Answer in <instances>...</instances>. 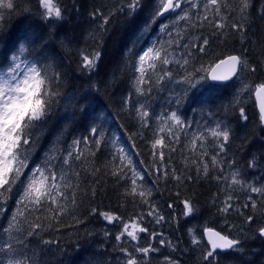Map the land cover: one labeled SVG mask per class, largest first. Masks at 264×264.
<instances>
[{"label": "trees", "instance_id": "1", "mask_svg": "<svg viewBox=\"0 0 264 264\" xmlns=\"http://www.w3.org/2000/svg\"><path fill=\"white\" fill-rule=\"evenodd\" d=\"M140 2L135 15L130 17L126 11H118L128 0H73V6L62 14L63 19L56 26H50L44 19L37 0H12V9L0 7V14L3 15L0 61L11 55L21 38H26L31 52V55L24 53L27 59L32 60L37 55L47 58L45 63H53L58 66L57 71L66 74L61 78L58 89L60 101L53 106L51 118L37 130L38 139L29 149L28 167H36L50 156L56 158L54 163L61 164V157L71 139H88L95 113L102 111L120 133L119 141L135 154L137 165L144 168V182L149 185L143 199L132 194L126 167L119 159L113 162L114 155L104 142L97 147L95 142L88 141L87 145H79L83 153L81 160L63 165L62 170L75 186L77 203L73 206L68 201L67 211L62 216L53 219V211L47 205L43 210L19 207V185L10 197L4 193L0 196V204L3 205L0 208V244L8 241L9 235L15 234V238L22 241L27 249L26 255L34 251L39 256L43 252L40 257L42 264H123L111 251L105 252L103 248H111L110 238L114 239L104 228H113L120 223L116 220V224L111 225L102 213L119 217L120 222L135 219L145 212L151 204L148 201L152 199L173 206L189 201L199 213H205L211 209L218 194L219 188L211 169L206 176L198 174L192 163L187 165L178 160L174 154L176 148L163 152L168 177L152 180L149 121H142L128 102L134 97V68L140 50L163 19L155 15L158 7L156 0ZM226 4L224 24L230 23L228 29H217L206 20L199 22L198 36H194L196 40L191 39L197 46L192 48L189 44L190 47H186L187 65L184 61L168 66L153 61V69L144 74L145 84L141 87L147 89L148 99L158 104L165 92V80L172 81L177 92L176 98L171 100L175 103L174 111L183 116L202 108H216L217 112L224 109L226 123L231 130L225 148L227 160L233 167L247 172L255 155L264 161L261 151L264 149V127L259 124L252 97L253 86L264 83V0H249V16L242 33L231 27L233 23L242 22L240 0H226ZM104 17L109 18L108 23L101 27ZM186 23L184 21L180 27L183 29ZM93 25L98 34L95 37L90 32ZM62 34L68 38L64 40L67 48L60 41ZM202 37L209 40L208 54L197 51ZM95 52H100L95 71L83 69V56L91 58ZM234 53L245 54L250 67L255 65L257 70L243 71L227 84L209 83L206 77L208 69L217 60ZM148 62L147 59L143 67ZM201 76L206 79L200 80ZM238 82L246 86L245 100L235 89ZM68 94H71L69 104L66 102ZM240 108L244 109L243 116ZM156 156L159 158L158 154ZM117 167L123 168L127 179L112 175ZM173 170L181 180L174 178ZM76 172L80 173L78 177ZM189 176L191 179H187ZM93 209L96 210L94 213ZM20 212L24 213L23 216L19 215ZM14 215L17 217L15 223L12 220ZM260 221L261 218H254L252 226ZM10 225H13L12 229ZM33 225L40 227L33 228ZM211 227L219 229L215 223ZM29 230L33 231V235H28ZM256 235L253 239L244 240L241 246L243 251L238 258L246 264H262L264 261V239L258 231ZM12 243L15 245V240ZM6 255L10 253L0 249V264H7ZM196 261L205 264L200 258ZM24 264H30V261L24 260Z\"/></svg>", "mask_w": 264, "mask_h": 264}, {"label": "snow or ice", "instance_id": "2", "mask_svg": "<svg viewBox=\"0 0 264 264\" xmlns=\"http://www.w3.org/2000/svg\"><path fill=\"white\" fill-rule=\"evenodd\" d=\"M39 6H41L44 11V19L50 21L62 20V11L55 0H38ZM141 6L140 0H128L126 5H122L118 11L127 12L131 17L134 16L136 10ZM227 5L223 0H205L204 8L205 15L203 16L204 20H207V11L209 9L213 10L216 16H220L222 7ZM0 7H6L8 9L13 8L12 0H0ZM191 7L198 8V3H193ZM250 8L249 0H240L239 13L241 15L242 22L233 23L231 27L237 32H243L246 27V22L248 20V9ZM180 9L182 15L178 17L181 21H188L190 17V12L182 9L181 0H160V8L155 13L156 16H160L165 12L175 11ZM223 17L222 19H226ZM108 17H104L103 27L108 23ZM3 15L0 14V34L3 32ZM214 27L217 29H224L226 25L217 21L214 24ZM162 30H167V26H163ZM179 35V34H178ZM202 44L197 47L199 53L208 54L209 40L206 37H202ZM185 47H190V45H185ZM25 52H30L29 42L26 38H21L17 43L15 48L11 51V55L8 56L5 60L0 61V196L4 193H7L10 197L13 189L19 185L20 188V200L17 202L19 207L29 208L32 210H43L47 205L53 211V219H57L59 216H62L67 211V202L70 201L73 206L76 205V189L72 183V179L67 176L62 170L63 165H69L70 161L81 160L83 155L79 150V140L73 141L71 150L67 151L65 157H61V164L54 163L56 159L54 156H50L45 159V161L37 165L35 168L31 169L30 172L25 174L26 169L29 165L30 147L38 139L37 130L46 124L47 120L53 115V106L58 104L61 98V94L58 89L62 83V77L66 75L62 71H57L58 66L54 65L51 62L45 63L44 61L47 58H43L37 55L34 59L29 60L27 58H22ZM100 57V52H95L91 58L85 55L83 56L82 68L88 71H95L97 66V61ZM156 61L161 64H169L171 61L168 59V53L163 47L156 48L155 45L149 47L139 56V61L141 64L140 70H143V63L145 60ZM179 63V61H177ZM188 59H184V64L187 65ZM203 67V66H202ZM222 67L225 68V71L218 72V69ZM257 69L255 65L250 67V61L245 54L241 55H228L224 59H220L218 63L212 66L210 78L212 81H229L233 77L239 76L243 71H252L255 72ZM166 75H170L167 73ZM163 79V78H162ZM189 83L191 80L185 78ZM206 77L201 76L200 80H204ZM142 83V82H141ZM137 91H140L138 88ZM257 95L264 92V83L259 84L256 87ZM239 103V100H237ZM138 110L137 114L140 116L143 121L144 118L148 116L147 111ZM241 116L244 114V109L240 108ZM169 119L177 126H181L183 121L181 118L173 112ZM246 119V117H245ZM261 119L264 120V105L261 106ZM171 131V130H169ZM211 136L219 141L218 148L220 153L225 152L227 142L230 139L231 130L227 126L217 125L216 128L210 129ZM91 133L97 137L95 143L99 147L103 137L101 135V130L93 127ZM86 139V138H85ZM177 139V137H174ZM206 139L204 133H197L193 136L191 145L192 151H195L197 148V142L201 141L199 147L203 148V141ZM157 146H164V138L161 136L158 139H155L152 143V148L156 149ZM174 151V149H172ZM118 156L113 157V162L116 159H120L121 163L125 159V150L119 148L117 150ZM155 155V153H153ZM207 156L206 152L201 154V159ZM159 159L161 162V167L165 170L163 171V176L168 177L167 165L163 163L164 153L163 151L159 152ZM194 163H197L194 161ZM211 166L213 168L222 164L221 161L217 159V156L214 155L211 158ZM132 160L129 158L127 160V166L131 167ZM255 165V160L249 165L253 167ZM161 167L156 168V172L160 173ZM133 173H135V168H131ZM221 172L223 169L221 167ZM206 176L209 172V163L206 162L201 167L198 165L197 172H200ZM79 172L75 173V176L78 177ZM112 175L119 176L121 179H127V174L124 173L123 168L117 167L115 171L112 172ZM173 176L176 180H181V177L175 176V170H173ZM241 173L239 170L233 171L231 173L230 182L228 184L229 188H243L250 193H255L261 202L264 203V185L260 187L253 186L250 182H245L240 179ZM23 177V179H21ZM191 179V177H187ZM217 180H228L227 176H218ZM132 184V194L139 195L142 199L146 195L145 192L141 191L137 193L136 188V178L133 176L131 178ZM150 194V193H149ZM95 195V192H93ZM232 196L229 195L224 201V207L220 208L219 211L225 214L229 213L233 208ZM248 201L251 202V208L253 211L258 210L257 200L254 199L251 195L247 197ZM146 202V201H145ZM0 204V208H2ZM171 208V205H169ZM184 207L186 209L185 215L192 214L195 212L194 206L189 202H184ZM244 208H248V203L243 205ZM93 213L96 211L92 210ZM23 212H20L19 215L23 216ZM156 218V223L159 224L164 220V217L159 214V211L155 208L148 213ZM242 214V213H241ZM104 218L111 222L113 220H120L119 217H115L109 213H102ZM264 215V213H261ZM254 217L248 215L246 217L245 223L252 222ZM13 222L17 220L16 215L12 217ZM33 228H39V225H33ZM234 227V226H232ZM10 229L13 228V225L9 226ZM129 224L125 223L123 231L116 236V240L120 241L122 237L126 234L131 241H138L139 233L147 232L148 230L144 227H141L139 223L133 222L131 224V230H129ZM6 232L8 230H5ZM205 233L208 235V240L211 245V250L207 252L206 255L202 257L205 264H214L215 257L217 255V250L220 252H242L243 249L240 247L241 241L239 239H230L227 235H221L220 232L214 231L211 228L205 229ZM258 233L261 237H264V227L259 228ZM241 234L243 230L241 229ZM28 235H33V231L29 230ZM153 238L156 237V233L151 234ZM15 240V245L12 241ZM49 243V242H45ZM159 243L161 245L168 244L171 245V241H165L160 239ZM193 244L199 243L195 237L192 240ZM18 245L19 247H16ZM0 249L10 253L6 255L5 259L7 264H24V260L30 261V264H42L41 256L43 252L38 256L36 252H32L31 255H26L27 249H25L22 241L15 238V234L9 235L8 241H5L3 244H0ZM128 256L127 264H139L136 256L128 252L127 248L122 249ZM135 251L141 253L144 258H147L149 253L157 252L159 249L154 248L151 244L147 247H135ZM164 264H179L178 260H173L170 257L164 258ZM215 264H219L218 261H215Z\"/></svg>", "mask_w": 264, "mask_h": 264}, {"label": "rangeland", "instance_id": "3", "mask_svg": "<svg viewBox=\"0 0 264 264\" xmlns=\"http://www.w3.org/2000/svg\"><path fill=\"white\" fill-rule=\"evenodd\" d=\"M55 2L60 7L62 14L73 6V0H55ZM156 2L158 4L156 10L157 12L160 8V0H156ZM5 3H7V0H5ZM193 3H198L199 7L198 8L191 7ZM204 3L205 0H181L182 9L189 11L191 17L188 21H186L187 23L184 25L183 29L180 27V24H182L184 21L178 19V17L183 14L180 9L171 11L169 14H167L168 16L165 15V17L158 16L160 19H163V22L161 25H159L157 31L153 33L150 38L147 39V42L144 44V47H142L140 50L139 56L153 45H155L156 48H160L162 46L164 49H166L168 53V59L171 61L169 64H165V66L171 64H181L186 58L185 45L191 44L192 48H195L197 46L191 42V39L196 40L194 36H198L197 35L198 23L204 22L203 19V16L205 15ZM224 3L226 4V0L224 1ZM39 7L41 10V14L44 17V11L42 10L41 6ZM226 7H222L220 16H216L215 12L209 9L207 11L208 19L206 21L208 23L212 22L213 24H215L217 21H219L220 23H224L226 19H222V18L227 17V14H224V10L226 9ZM47 21L49 22L50 26H56L60 22V20L58 21L47 20ZM165 25L167 26L166 31L162 30L163 26ZM229 26L230 23L226 25L224 29H228ZM95 28H96L95 25H93L90 29V32L93 34L94 37L95 35L98 36V34L95 31ZM173 32L175 33L173 34ZM65 39L68 38H66L65 35L62 34L60 36V41L62 42V46L67 48L64 43ZM139 56L134 68V77H133L134 97L133 99H130L128 103L130 104L132 109L136 111V113L138 112V110L141 109V105L144 106L142 111H147L148 113V116L144 118V121L148 120L149 121L148 125L151 128L149 135L150 145L148 144V146H149V150L151 149L149 164L151 166L150 168L153 171L152 180H154L155 178L164 177L163 176L164 168L161 167L160 159L156 156V154L159 155L160 151L164 152L176 148L177 151L174 154L177 156L178 160L180 162H184L187 165L189 163H192L193 164L192 168L196 172L198 165L202 169L204 163L208 162L209 169H211V175L215 178L219 191L212 203L213 206L208 212L199 213L198 209L194 207L195 212L192 214H188L189 216L185 215L186 209L184 207V203H180L176 206H173L171 204H165L163 201L158 199H152L148 201L151 202V204L148 205L147 203L148 207L145 210L146 213L144 212L145 214L142 213L138 218L135 219L129 220L125 218L126 220H121V222L120 220H117L118 223L120 224L119 225L117 224L116 227L104 228V231L106 233L111 234L115 239L114 241L113 238H110L111 239L110 242L112 245L111 248H108L106 246L103 247L105 248V252L111 251L112 255L118 257L119 261L122 262L123 264H127V259H128L127 254L122 251V249L124 248H127L128 252L136 256L137 260L139 261V264H164L165 257H170L173 260H178L179 264H198L196 261L197 258L202 259V257L206 255L208 251H210L208 250L209 247L207 246L203 238V234H202L203 229L206 227H211L213 223H215V225L219 227V229L217 228V230H219L220 232L228 236H231V238L233 239L242 240L241 241L242 243L240 245L241 247L244 240L253 239L257 237L256 234L258 229L264 226V215H261V213H264V203L261 202V198H259L257 194L250 193L247 190L239 187L229 188L228 184L230 182L231 173L233 171L239 170L241 173L240 179H242L243 181L250 183L253 182L252 183L253 186L256 187H260L264 185V161L259 160L258 155H255V160L257 163H255L253 167H250V170L247 172H244L243 170H240L230 165L226 157V152L224 153L219 152V148L217 146L219 141L215 140L211 136L209 131L210 129L216 128L218 124L221 125L222 127L223 126L228 127L226 123L225 110L222 109L220 112H217L216 108L214 110H210L208 108H202L197 110V112H195L194 114H188L186 116H183L182 114H178L176 111H174V109H176L175 103H172L171 101L172 99L176 98V94H177L176 89L173 87L172 81L168 79L165 80V83L163 85V87L165 88V92L163 94V98L158 101V104L154 103L152 99H148L149 93L146 92L147 89L144 90L142 89L141 86L142 84H145L144 74L147 71L149 72L153 69V66L151 64L153 61L149 60L147 65H145L143 67V70L141 71ZM22 58H25V56H23ZM146 60L143 63V65L146 63ZM177 61H179V63H177ZM138 88L140 89V91H137ZM235 89L238 91V93L241 94V99L245 100L247 93L246 86L243 85V83L238 82L235 86ZM70 101H71V94H68L66 100L67 104H69ZM173 112H175L183 121V124L181 126L175 125L169 119V117ZM111 122L112 120L104 117L102 111L96 112L95 120L91 123L89 128L88 139L83 140L81 137L71 139L67 151L71 150V146L73 145V141L75 140L80 141L79 145H84V144L87 145L88 141L95 142L97 137L91 133V129L93 127L100 129L101 135L103 137L102 142L106 144V147L111 151V153L114 156L119 155L117 152L119 148H123L125 150V159L123 161V165L126 167L129 173L128 175L129 181L131 183V178L135 176L138 184L136 185V188L137 189L140 188L139 191L144 192L149 188V185L145 184L144 182V178H145L144 168L142 166L137 165V159L135 158V154L130 149H128V147L126 146L124 147V144L121 141H119L121 139V135L117 131V129H115V127L112 125ZM197 133H204L206 139L202 142L203 143L202 149L199 147L201 141H198L196 150L192 151L191 141L193 136ZM161 136L164 138V146L163 147L157 146L156 149H153L152 143L154 142L155 139H158ZM174 137H177L178 141L177 139H174ZM67 151L63 154V157L67 155ZM261 151L264 153V149H262ZM203 152H206L207 156H204V158L201 159V154ZM153 153H155V155H153ZM214 155H216L217 159L222 162V164L218 165L215 168H213L210 163L211 158ZM129 158L132 160L131 167L127 166V160ZM194 161L198 162V164L194 163ZM157 167H161L160 173L156 172ZM221 167L223 169V172H221L220 170ZM33 168L35 167L33 166L31 169ZM131 168H135L136 170L135 173H133ZM29 169L30 167L26 169L25 174ZM31 169L28 172H30ZM200 173L203 174L202 171ZM222 175L229 177V179L228 180L216 179V177ZM175 176H178V174L175 173ZM139 191L137 192L139 193ZM229 195H231L233 198L231 201V203L233 204V208L232 210L229 211V213L225 214L223 212H220L219 209L224 207V201L227 199ZM249 195H251L254 199L257 200L258 210L255 212L251 208V202L248 201L247 199ZM245 203H248L249 205L248 208L243 207ZM169 205H171V208L169 207ZM153 208L157 209L159 211V214L164 217V220L161 221V223L159 224L155 223L156 218L154 219L152 215L148 214L150 211H152ZM248 215H252L254 218L259 217L261 218L262 221H260L258 225L252 226V222L245 223L246 217ZM133 222L139 223L141 227H144L149 231L144 233H139L138 241H131L126 234L122 237L120 241H117L116 236L123 231L124 223L129 224L130 226L129 230H131V224ZM147 222H149L150 224ZM110 223L111 225L112 224L114 225L116 224V220H113ZM241 229L243 230V234H241ZM152 233L157 234L155 238H153V236L151 235ZM193 237H195L199 243L193 244L192 243ZM160 239H164L165 241H171L172 246H169L167 243L161 245L159 243ZM149 244H151L154 248L159 249V251L149 253L147 258H144L141 253L135 251L136 246L143 248V247H147ZM239 255H241V252L229 251V253L228 252L222 253L220 251L219 252L217 251L215 261H218L219 264H246L244 261H241L238 258ZM262 264H264V261L262 262Z\"/></svg>", "mask_w": 264, "mask_h": 264}, {"label": "water", "instance_id": "4", "mask_svg": "<svg viewBox=\"0 0 264 264\" xmlns=\"http://www.w3.org/2000/svg\"><path fill=\"white\" fill-rule=\"evenodd\" d=\"M174 2H175V0H174ZM170 12H171V11H169V12H165V13H163L162 15H160V17L165 16V15L169 14ZM230 55H237V54H230ZM226 56H228V55H226ZM226 56H225V57H226ZM225 57H223V58H221V59H224ZM219 60H220V59H219ZM219 60H217L212 66H214L216 63H218ZM212 66L209 68V70H208V72H207V78H208V80H210L211 82L219 83V84H226L228 81H212V80H211V78H210V73H211ZM217 71H218V72H223V71H225V68L222 67L221 69H218ZM258 85H259V84H258ZM256 87H257V86H256ZM256 87H255V90H254V98H255V100H256L255 106H256L257 111H258V112L260 113V115H261V106L264 105V92H262V93H260L259 95H257ZM261 123L264 125V120L261 119ZM263 227H264V226H263ZM208 228H211V229H213L214 231H217V232H220V231L217 230V229H215V228H212V227H206V228L203 229L202 234H203L204 241L206 242V244L208 245L209 249L211 250V245H210L209 240H208V235L205 233V229H208ZM220 233H221V235H226V234H224V233H222V232H220ZM258 234H259V233H258ZM227 236H228V235H227ZM259 236H260V235H259ZM260 237H261V236H260ZM229 238H230V239H233V238H231V237H229ZM261 238L264 239V237H261ZM217 251H220V250H217ZM227 252H228V251H227ZM223 253H224V252H223Z\"/></svg>", "mask_w": 264, "mask_h": 264}, {"label": "bare ground", "instance_id": "5", "mask_svg": "<svg viewBox=\"0 0 264 264\" xmlns=\"http://www.w3.org/2000/svg\"><path fill=\"white\" fill-rule=\"evenodd\" d=\"M175 32H173V34H174ZM152 36V35H151ZM147 40V39H146ZM144 47V46H143ZM143 50V49H142ZM142 52V51H141ZM234 54H237V53H234ZM230 55V54H229ZM237 55H240V54H237ZM138 67H139V64H138ZM209 70V69H208ZM136 71H137V69H136ZM207 77V76H206ZM234 79H236V77H233L231 80H229L227 83H230L231 81H233ZM207 81L209 82V83H211V84H216V85H222V84H219V83H216V82H211L210 80H208V78H207ZM226 83V84H227ZM256 86H258V84L257 85H254L253 86V90H252V97H253V100H254V103H256V100H255V98H254V90H255V87ZM153 104V103H152ZM257 113H258V117H259V122H260V124L264 127V125L261 123V115H260V113L257 111ZM122 125V124H121ZM253 183V182H252ZM136 185H138V184H136ZM161 211V210H160ZM147 212H148V209H147ZM164 212V211H163ZM186 212V211H185ZM146 213V212H145ZM145 213H143V214H145ZM141 215V214H140ZM189 216V215H188ZM147 218V217H146ZM149 218V217H148ZM153 218V217H152ZM167 218V217H166ZM151 219V218H150ZM149 219V220H150ZM155 219V218H154ZM153 221V220H152ZM151 221V222H152ZM145 222V221H144ZM142 223V222H141ZM147 223H149V222H147ZM156 223V222H155ZM166 223V222H165ZM125 224V223H124ZM150 224V223H149ZM152 225V224H151ZM150 225V226H151ZM149 226V225H148ZM154 226V225H153ZM146 227H147V225H146ZM152 227V226H151ZM187 228V227H186ZM189 228V227H188ZM149 229V228H148ZM171 229V228H170ZM149 231V230H148ZM172 231H173V229H172ZM154 232V231H153ZM185 232V231H184ZM188 232V231H187ZM186 234V233H185ZM189 236V235H188ZM145 237V236H144ZM229 237H231V236H229ZM233 237V236H232ZM170 238V237H169ZM209 250V249H208ZM219 252V251H218ZM228 253H229V251H228ZM158 255V254H157ZM160 256V255H159ZM160 259V258H159Z\"/></svg>", "mask_w": 264, "mask_h": 264}]
</instances>
